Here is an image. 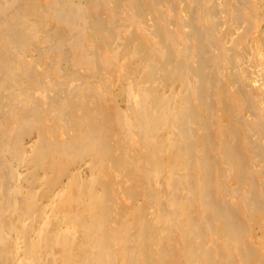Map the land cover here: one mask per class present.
I'll list each match as a JSON object with an SVG mask.
<instances>
[{
    "label": "bare ground",
    "instance_id": "1",
    "mask_svg": "<svg viewBox=\"0 0 264 264\" xmlns=\"http://www.w3.org/2000/svg\"><path fill=\"white\" fill-rule=\"evenodd\" d=\"M263 4L0 0V264H264Z\"/></svg>",
    "mask_w": 264,
    "mask_h": 264
},
{
    "label": "rangeland",
    "instance_id": "2",
    "mask_svg": "<svg viewBox=\"0 0 264 264\" xmlns=\"http://www.w3.org/2000/svg\"><path fill=\"white\" fill-rule=\"evenodd\" d=\"M263 15H264V4H263ZM263 25H264V19H263ZM255 232H254V235H253V237H254V239L256 240V242H257V244L258 245H260V244H262L261 245V247H262V249L264 250V240H263V234H264V232H263V229L262 228H260V227H258V226H256L255 227ZM261 231V232H260ZM257 234V235H256ZM259 235V236H258ZM255 236L258 238H255ZM260 236H262V238L260 237ZM262 241H263V243H262ZM264 252V251H263Z\"/></svg>",
    "mask_w": 264,
    "mask_h": 264
}]
</instances>
